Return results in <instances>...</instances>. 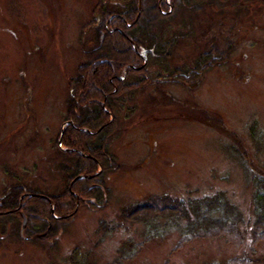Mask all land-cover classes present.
<instances>
[{"label": "rangeland", "instance_id": "obj_1", "mask_svg": "<svg viewBox=\"0 0 264 264\" xmlns=\"http://www.w3.org/2000/svg\"><path fill=\"white\" fill-rule=\"evenodd\" d=\"M129 1L0 0V177L8 174L26 189L48 196L67 189L73 162L58 150L66 148L57 140L61 143L66 127L69 83L81 66L101 54L93 52L106 34L100 26L111 20L102 10H122ZM177 1L166 20L150 9L155 0L138 1L140 21L129 32L147 48L173 41L165 62L169 68L179 63L181 53L185 63H196L209 33H221L222 22L233 15L232 9L214 12L193 1ZM238 3V65L225 66L214 82L205 76L191 94L176 93L198 107L192 116H178L167 98L153 93V84L131 94L129 111L113 113L118 130L107 149L115 164L97 178L104 183L102 203L83 202L51 241L39 232L25 242L17 221L0 238V264H81L80 254H86L88 264H111L128 240L145 244L125 264H229L233 258L264 264V242L253 245L251 239V180L264 176V0ZM164 88L173 91L168 84ZM202 109L208 117L209 112L219 117L217 127L203 119ZM218 193L241 214L240 247L215 238L173 251L192 221L187 205L183 216L160 217L146 225L122 217L154 195L187 204Z\"/></svg>", "mask_w": 264, "mask_h": 264}, {"label": "trees", "instance_id": "obj_2", "mask_svg": "<svg viewBox=\"0 0 264 264\" xmlns=\"http://www.w3.org/2000/svg\"><path fill=\"white\" fill-rule=\"evenodd\" d=\"M201 1L203 0L198 2ZM129 2V6L122 10L111 13H104V9L102 10L103 16H107V19L110 18L109 16H113L108 23V29L111 32H106L103 42L104 47L101 50L106 49L107 53H101L91 63L81 66L79 76L71 79L69 83L70 96L66 119L71 120L73 125L65 127L61 139V144L66 150H58L73 162L70 180L77 175H92L99 168L102 169L99 176L101 177L105 172H109L115 164V157L108 151L107 145L110 138L118 130L117 119L114 117L112 123L100 129L108 120V115L98 105V101L102 99L100 91L109 92L113 87H117L118 92L115 96L119 95L120 97V95L128 92H141L150 85L147 77L129 82L118 79L119 76H122L124 67L136 61L133 54L118 50L121 48V44L126 43V37L132 38L129 32L140 21L139 18L135 22L138 0H130ZM156 3L157 0L153 5ZM96 9L93 11V15ZM150 9L155 11L158 18H166L158 13L156 6ZM141 13L143 14V10H141ZM96 21V18H94L91 24L94 25ZM127 24H132V26L127 27ZM100 27L105 30L103 25ZM135 42L140 43L136 40ZM137 75V72L132 69L127 70V76ZM76 113H80V119L76 118ZM70 149L76 151H70ZM252 181L255 183L251 194L254 217L251 223V239L253 245H257L264 242V176H255ZM92 183L93 180L83 177V179L72 185L70 191L66 189L61 194L54 196L31 191L32 194L44 197L27 196L23 201V211H25L28 218V227L25 234L31 237L32 241L38 238L36 234L39 232L44 234L42 239L45 238L50 241L55 239L67 223L66 221L72 217L71 214L76 213L84 201L86 204H91V200L95 203H102L103 191L97 186H92ZM186 205L192 221L186 231L182 233L173 251L181 250L185 244L195 240L215 238H221L227 244H233L236 247L242 245L243 236L239 227V223L242 222L241 214L235 206L223 198L221 193L207 198H195L189 200L187 204L181 200H172L166 195H154L144 200L139 206L134 207L132 214L127 213L130 210H126L122 217L131 222H142L146 225L155 222L160 217L183 216L184 213H187L184 209ZM51 208H53L52 211ZM52 214L60 218L55 219ZM47 222L51 223L50 228ZM144 244L145 240L141 243L128 240L122 246L120 256L111 264H125L133 261L139 255ZM77 257L81 264H88L86 254H80ZM71 264H75V262L71 260ZM229 264H253V261L247 258H233L229 261Z\"/></svg>", "mask_w": 264, "mask_h": 264}, {"label": "flooded vegetation", "instance_id": "obj_3", "mask_svg": "<svg viewBox=\"0 0 264 264\" xmlns=\"http://www.w3.org/2000/svg\"><path fill=\"white\" fill-rule=\"evenodd\" d=\"M180 1H183L184 3L193 1L200 5H206L205 7L209 6V8L214 12H227L232 9L231 11L233 12V15L230 19L224 20L222 22L221 33H216L215 31L209 33V36H207L205 39L204 49L197 57L196 63H185L182 59L184 54L181 53L182 58L180 59L179 63L169 68L165 62L169 59L168 51L171 48L170 45L174 44L173 41L167 46L153 43L147 48L143 47L142 43L137 44L135 39L126 37V43L121 44V48L118 50L124 53L133 54L136 57V61L133 62V60H131L133 63H129L124 67V74L121 77L119 76L118 79L129 82L130 80H137L147 77L149 79V84L154 85L155 90L153 93L159 96L157 98H167L169 100V106L177 110L178 116H192L191 112L198 107L193 103L187 105L186 101L185 103L179 99L180 94L178 96L176 93L179 91L185 94H191L194 92V89H198L202 82L207 78V81L211 82L217 80L220 77L221 70L225 68V66H229V64L233 67L238 65V62H236L235 59V51L239 44L237 39V36L239 35V29L237 26L238 19L236 17V9H238L236 7L239 4V0H203L201 2H198L199 0ZM177 2V0H168V2H166V0H157V3L153 5V7L156 6L158 13L161 16L166 17L164 19L166 20L167 18L169 19L174 12V6ZM104 32H111L106 24ZM104 38L105 34L102 37L99 48L93 50L94 54L99 50L101 53H107L106 49L101 51L104 47ZM98 55L99 54L96 56ZM149 62H152V66L150 67L148 65ZM128 69H132L134 72H137L138 75L132 77L127 76ZM150 71L151 73H154V77H151ZM166 84L171 86L173 91L169 90L168 88L161 89V86ZM100 92L102 99L98 101V105L100 106L101 110L108 115V120L102 125V127H100L101 129L105 125L113 122V113L115 109L129 111V100L127 99L129 95L133 94L135 91L132 93L128 92L126 94H122L120 97L119 95L115 96V94L118 92L117 87H113V89L109 92H105L103 90ZM161 99L163 101V98ZM200 114L203 116V119L206 116V121L211 122L212 126L217 127L220 120L219 117L217 118L212 116L210 112L209 114L211 117H208V111L204 109H202ZM76 115V118L80 119V113H76ZM195 116L198 115L195 114ZM65 122H71V125H73L71 120H65ZM101 173L102 169H99L98 172H95L92 175H77L69 180L67 189L70 191L72 185L84 177L93 180L92 186H97V188L103 191V181H101V179L97 180ZM3 174L4 176L0 177V223H3L5 231L0 232L1 239H4L9 235L11 227L17 221H19L21 227L22 220L25 219L26 228L28 226V218L25 214V211H23V201L27 198L29 191L23 185H19L16 179L12 176L5 173ZM18 192L19 194L17 195ZM52 209L53 208H51V211ZM52 217L55 219L60 218L54 214H52ZM47 224L50 228L51 223L47 222ZM19 237L24 239L25 242L31 241V237L23 236L20 233V230Z\"/></svg>", "mask_w": 264, "mask_h": 264}, {"label": "water", "instance_id": "obj_4", "mask_svg": "<svg viewBox=\"0 0 264 264\" xmlns=\"http://www.w3.org/2000/svg\"><path fill=\"white\" fill-rule=\"evenodd\" d=\"M139 1H140V0H139ZM138 10H139V7H138ZM138 12H139V11H138ZM138 17H139V13H138V15H137L135 21H137ZM69 123H70V122H69ZM23 228H24V226H22V229H23Z\"/></svg>", "mask_w": 264, "mask_h": 264}]
</instances>
